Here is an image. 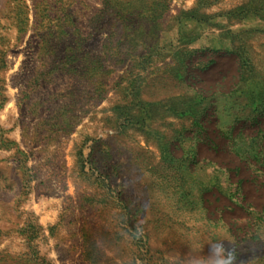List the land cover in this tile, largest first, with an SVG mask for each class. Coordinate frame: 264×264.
<instances>
[{
    "label": "rangeland",
    "instance_id": "rangeland-1",
    "mask_svg": "<svg viewBox=\"0 0 264 264\" xmlns=\"http://www.w3.org/2000/svg\"><path fill=\"white\" fill-rule=\"evenodd\" d=\"M1 145L0 264H264V0H0Z\"/></svg>",
    "mask_w": 264,
    "mask_h": 264
},
{
    "label": "crops",
    "instance_id": "crops-1",
    "mask_svg": "<svg viewBox=\"0 0 264 264\" xmlns=\"http://www.w3.org/2000/svg\"><path fill=\"white\" fill-rule=\"evenodd\" d=\"M11 142V141H10ZM13 142V141H12ZM13 148V145L10 147V149H8L7 147H5V146H3V145H1V148L0 149H3V150H7V151H9V150H13L12 149ZM16 155V154H15ZM13 159H15L16 160V158L15 157H13ZM17 169H15L14 170V168H12L11 169V172H13V170H14V174L12 175V174H10L11 176H10V184H16V185H18L19 184V171H18V167H16ZM16 171V172H15ZM6 176H9V174H7ZM14 187H15V185H14Z\"/></svg>",
    "mask_w": 264,
    "mask_h": 264
}]
</instances>
